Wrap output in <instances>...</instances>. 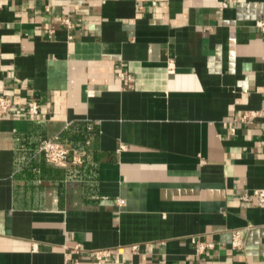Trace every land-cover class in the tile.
<instances>
[{"label": "crops", "instance_id": "1", "mask_svg": "<svg viewBox=\"0 0 264 264\" xmlns=\"http://www.w3.org/2000/svg\"><path fill=\"white\" fill-rule=\"evenodd\" d=\"M262 19L264 0H0V264H264V118L240 121L264 104Z\"/></svg>", "mask_w": 264, "mask_h": 264}, {"label": "built area", "instance_id": "2", "mask_svg": "<svg viewBox=\"0 0 264 264\" xmlns=\"http://www.w3.org/2000/svg\"><path fill=\"white\" fill-rule=\"evenodd\" d=\"M226 6V5H225ZM261 27L264 28V19L258 22ZM169 68L172 70V64L169 65ZM123 79H126L128 75L124 70H121L119 73ZM88 96L94 95L93 89L87 90ZM16 108V100L10 95H0V121L7 118L11 115L13 109ZM41 109V103L38 98L31 97L26 101L24 113L26 117L30 120L36 119ZM258 118H264V104L261 109L246 111L240 118V121L245 124H250L257 120ZM39 152L43 153L45 159L57 166H69L70 164L82 163L83 157L81 153L73 148V146L65 141H57L55 139H43L38 147ZM256 195L259 201V204L264 206V190L256 191ZM120 203H124V200H120ZM244 239L242 238L239 230L234 231L232 246L235 249L241 250L244 248ZM214 243L209 242H198L197 248L200 254L206 253L208 249L214 248ZM76 248H79L76 247ZM136 248V247H134ZM110 249H101L95 251L96 259L101 262L104 258L110 257L112 255Z\"/></svg>", "mask_w": 264, "mask_h": 264}]
</instances>
